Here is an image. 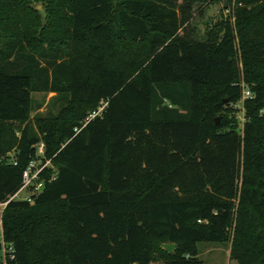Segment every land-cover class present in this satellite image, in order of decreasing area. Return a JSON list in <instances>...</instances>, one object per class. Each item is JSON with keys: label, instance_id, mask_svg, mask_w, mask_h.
<instances>
[{"label": "trees", "instance_id": "1", "mask_svg": "<svg viewBox=\"0 0 264 264\" xmlns=\"http://www.w3.org/2000/svg\"><path fill=\"white\" fill-rule=\"evenodd\" d=\"M220 1L0 0V264H202L200 243L264 264V0L195 39ZM36 93L57 113L32 118Z\"/></svg>", "mask_w": 264, "mask_h": 264}, {"label": "rangeland", "instance_id": "2", "mask_svg": "<svg viewBox=\"0 0 264 264\" xmlns=\"http://www.w3.org/2000/svg\"><path fill=\"white\" fill-rule=\"evenodd\" d=\"M225 8L226 0L220 1L219 3H209L205 5L197 3L193 8V16L190 20V28L192 30L193 37L199 40L203 39L206 31L213 24L220 21L221 18L226 17L227 12H225ZM239 67L242 71L241 64ZM53 97L54 94H33L36 110L32 113V118L37 113H46L49 109H52L54 113H57L61 105L59 101H54L52 99ZM262 113H264V111ZM236 119L238 121L239 129H241L243 124V109L240 110L239 113H236ZM23 196L24 193H21L17 198L21 199ZM1 211L2 210L0 209V213ZM230 248V243L223 245L216 243H200L198 244L199 260L202 262V264H235V262L230 258ZM153 264H160V261L157 259Z\"/></svg>", "mask_w": 264, "mask_h": 264}, {"label": "built area", "instance_id": "3", "mask_svg": "<svg viewBox=\"0 0 264 264\" xmlns=\"http://www.w3.org/2000/svg\"><path fill=\"white\" fill-rule=\"evenodd\" d=\"M228 12V11H227ZM253 96L251 92L249 91L248 88L243 86V91H242V101L237 105V108L239 110L243 109V102L247 99H252ZM104 109V105L98 108L95 112H92L85 122L82 124V127H85L91 120L95 119L96 117L101 116L102 112ZM76 133L79 132V130H75ZM43 154V144H40L38 147V155ZM49 164V162H45L42 164L40 159L32 160L30 161L29 165L27 166L26 170L23 172V185L21 191L15 196V198L18 197L19 194L24 193L22 200H26L29 203H32L33 201V196L37 195L42 188V182L41 180V172L43 169ZM14 165H16V162H14ZM6 204L3 205V208L5 207ZM1 215L2 211L0 213V245H1V253L2 256L4 257L5 254L13 253V250L11 246L6 245L3 239V233H2V226H1ZM200 222V221H199Z\"/></svg>", "mask_w": 264, "mask_h": 264}, {"label": "water", "instance_id": "4", "mask_svg": "<svg viewBox=\"0 0 264 264\" xmlns=\"http://www.w3.org/2000/svg\"><path fill=\"white\" fill-rule=\"evenodd\" d=\"M38 10H40V7H37ZM219 121V118L216 119V122ZM162 249L168 253V254H173L175 250V245L174 244H163Z\"/></svg>", "mask_w": 264, "mask_h": 264}]
</instances>
